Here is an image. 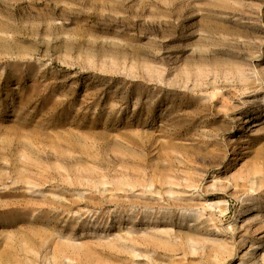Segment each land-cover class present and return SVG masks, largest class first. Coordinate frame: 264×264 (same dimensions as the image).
I'll use <instances>...</instances> for the list:
<instances>
[{
    "label": "rangeland",
    "instance_id": "1",
    "mask_svg": "<svg viewBox=\"0 0 264 264\" xmlns=\"http://www.w3.org/2000/svg\"><path fill=\"white\" fill-rule=\"evenodd\" d=\"M0 264H264V0H0Z\"/></svg>",
    "mask_w": 264,
    "mask_h": 264
}]
</instances>
